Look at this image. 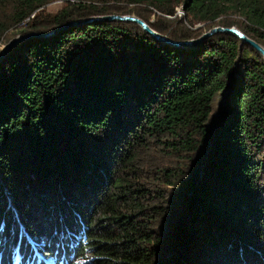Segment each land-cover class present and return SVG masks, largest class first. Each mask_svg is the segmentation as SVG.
Wrapping results in <instances>:
<instances>
[{"label":"trees","instance_id":"1","mask_svg":"<svg viewBox=\"0 0 264 264\" xmlns=\"http://www.w3.org/2000/svg\"><path fill=\"white\" fill-rule=\"evenodd\" d=\"M51 1L0 0V43L148 7L203 23L151 24L172 39L235 25L264 46V0H62L27 20ZM263 150L264 59L235 35L181 48L111 20L21 41L0 60V264H264Z\"/></svg>","mask_w":264,"mask_h":264},{"label":"rangeland","instance_id":"2","mask_svg":"<svg viewBox=\"0 0 264 264\" xmlns=\"http://www.w3.org/2000/svg\"><path fill=\"white\" fill-rule=\"evenodd\" d=\"M65 5V2H63L62 0H52L51 2H49V3H47L46 5H44V6H42L41 8H38V9H36L34 12H33V14H31V16L29 17L30 19H27V20H35L36 22H43V21H48L49 19H51V17L53 16V15H55L63 6ZM118 7H122V8H120L121 10H124L125 8L124 7H131V5H124V4H119V5H117ZM145 8H147V11L146 10H143V12H144V14H143V16H145V17H147L148 18V20H144L150 27H151V24H153V23H156V24H159V23H157V22H159V21H161V25H163V26H167V25H169V27L168 28H170L169 29V31H174V32H177L178 30H180V29H182V30H184L186 33L188 32V33H198V31H200L201 30V28L203 27L202 25H203V23H194V24H192V25H187L186 24V22H185V15H184V12H183V10L181 9V8H177V10H176V15L175 16H171V15H166V14H162V13H160V12H158V11H156V10H152L151 8V10L149 11V8L148 7H145ZM131 14V13H130ZM90 17V16H89ZM139 17V16H138ZM175 17V18H174ZM230 17L232 18V19H237L236 17L237 16H235V15H230ZM141 18V17H140ZM26 20V21H27ZM166 20H168V21H166ZM180 20V21H179ZM182 20V21H181ZM23 24V23H22ZM231 27H236V28H238L237 26H235V25H232ZM152 28V27H151ZM18 29V28H17ZM153 29V28H152ZM178 29V30H177ZM239 29V28H238ZM16 29L15 28H12V29H9L7 32H6V34H5V36H4V39H3V41L0 43V49L3 47V45L6 43V42H8L10 39H12V38H14V37H16V36H19V35H22V34H18V35H16V36H14V37H12V35H11V33L13 32V31H15ZM155 30V29H154ZM240 30V29H239ZM32 32H36V31H32ZM243 32V31H242ZM27 33H31V32H27ZM26 33V34H27ZM162 34V33H161ZM194 34V35H195ZM165 35V34H164ZM11 36V37H10ZM167 36V35H166ZM32 38V37H31ZM7 40V41H6ZM204 42V41H203ZM18 44V43H17ZM12 49V48H11ZM10 49V50H11ZM9 50V51H10ZM8 51V52H9ZM7 52V53H8ZM6 53V54H7ZM153 147L155 148V149H152V148H150L149 150H151L149 153H152V154H154L155 156H156V159H158V160H160L161 158H163L164 157V155L160 152V150H159V148H158V145L155 143V142H153ZM153 151V152H152ZM264 151V150H263ZM148 154V150L147 151H144V149L140 152V156H139V158H140V160H138L140 163H142V164H144V159H148L149 158V156H150V154L149 155H147ZM145 165V164H144ZM147 172V170L146 171H139L138 173H137V176H138V179H142L144 176H141V174H144V173H146ZM168 195V194H167ZM166 195V196H167ZM149 199V198H148ZM154 200V199H153ZM156 202L157 203H162L161 201H159L158 200V197H156ZM149 202H144V204L145 205H147ZM178 210H182V212L184 211V207L183 208H181L180 207V209H178ZM147 211H149V210H147ZM163 215H164V212L162 213ZM166 217V216H165ZM164 217V220L167 218V219H169L168 217H166L165 218ZM159 218H162V216L161 215H159ZM173 219V218H172ZM163 220V221H164ZM186 220H190V215H188V217H187V219ZM162 221V222H163ZM155 225H158L157 223H155V221L154 220H152L151 222H148V226H149V229H151V230H154V231H156L157 230V228H156V226ZM173 226V223H171L170 225H169V222H166V224H165V228H167L165 231H167V230H170L171 229V227ZM172 234H174V233H172ZM174 236V235H173ZM79 252V251H78ZM80 253V252H79ZM77 254V255H72V253L71 254H65V255H61V257L63 258V260L64 261H67V260H72L71 261V263H77L76 261H80L81 263H87L88 262V259H90V258H88V256H89V253H86V254ZM163 257H165L166 259H167V263L168 264H174V260H175V257H176V250L175 249H173V250H170V251H167V252H165V254H164V256ZM51 261H50V260ZM37 262H39L40 264H51V262H55V260L53 259V258H49V257H44V256H42L41 254H37ZM55 263H58V260H56V262ZM58 264H60V263H58Z\"/></svg>","mask_w":264,"mask_h":264},{"label":"water","instance_id":"3","mask_svg":"<svg viewBox=\"0 0 264 264\" xmlns=\"http://www.w3.org/2000/svg\"><path fill=\"white\" fill-rule=\"evenodd\" d=\"M127 21L136 23L145 33L150 35L153 39L166 43L170 46L181 47V48H192L196 47L197 45L201 44L206 38L215 34V33H228L235 35L241 41V43H246L252 48H254L264 59V46L261 45L259 42L255 41L251 37L247 36L244 32L239 30L236 27H227L216 25L209 28L207 31L203 32L196 38H190L185 40H175L172 39L160 32L152 29L142 18L134 15V14H102V15H94L86 18H81L77 20H71L63 25L57 26L47 31H40V32H31L27 34H22L10 39L6 42L3 47L0 49V60L6 55V53L13 48L17 43L24 41L31 37H49L56 32L62 30L63 28L72 26V25H80V24H87L92 22H104V21Z\"/></svg>","mask_w":264,"mask_h":264},{"label":"clouds","instance_id":"4","mask_svg":"<svg viewBox=\"0 0 264 264\" xmlns=\"http://www.w3.org/2000/svg\"><path fill=\"white\" fill-rule=\"evenodd\" d=\"M62 264H71V261L70 260L63 261Z\"/></svg>","mask_w":264,"mask_h":264}]
</instances>
